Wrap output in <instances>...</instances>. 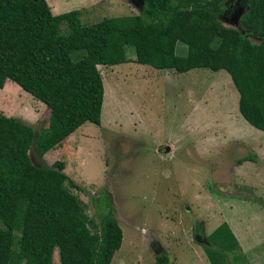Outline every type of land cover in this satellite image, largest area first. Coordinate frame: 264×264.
<instances>
[{
    "label": "trees",
    "instance_id": "16d2710c",
    "mask_svg": "<svg viewBox=\"0 0 264 264\" xmlns=\"http://www.w3.org/2000/svg\"><path fill=\"white\" fill-rule=\"evenodd\" d=\"M225 1L144 0L139 14L85 25L78 9L54 14L47 0H0V87L13 80L51 109L41 133L0 111V264H56L57 249L61 264H111L122 246L110 193L92 196L90 216L65 161L39 165L30 152L42 158L84 123L101 124L99 65L130 62L133 53L160 70L224 69L239 92L240 113L264 131V0H247L241 28L221 21ZM179 41L188 47L185 56L177 54ZM207 240L211 264H232L229 253L242 254L227 222ZM158 259L168 262L166 255Z\"/></svg>",
    "mask_w": 264,
    "mask_h": 264
},
{
    "label": "rangeland",
    "instance_id": "374dc122",
    "mask_svg": "<svg viewBox=\"0 0 264 264\" xmlns=\"http://www.w3.org/2000/svg\"><path fill=\"white\" fill-rule=\"evenodd\" d=\"M47 1L54 14L81 10L85 25L139 14L144 3ZM246 11L231 7L220 19L239 26ZM187 51L179 41L177 54ZM130 56V62L99 65L105 85L101 124L84 123L42 158L32 149L33 161H65L66 173L82 188L73 190L92 217V196L110 193L124 231L111 264H158L161 255L167 264H211L204 244L223 222L242 247L238 257L229 253L232 264H264V131L240 113L231 75L224 69L160 70ZM0 111L38 133L51 114L10 79L0 87ZM54 260L61 264L58 249Z\"/></svg>",
    "mask_w": 264,
    "mask_h": 264
},
{
    "label": "flooded vegetation",
    "instance_id": "af4514ba",
    "mask_svg": "<svg viewBox=\"0 0 264 264\" xmlns=\"http://www.w3.org/2000/svg\"><path fill=\"white\" fill-rule=\"evenodd\" d=\"M232 1H229V0H226L225 1V4H226V11L228 9H230L231 7H233L234 11L236 12L238 9H241V8H247L248 9V6H247V0H235L234 3H231ZM225 11V12H226ZM224 12V13H225Z\"/></svg>",
    "mask_w": 264,
    "mask_h": 264
},
{
    "label": "water",
    "instance_id": "95a60500",
    "mask_svg": "<svg viewBox=\"0 0 264 264\" xmlns=\"http://www.w3.org/2000/svg\"><path fill=\"white\" fill-rule=\"evenodd\" d=\"M242 16H243V15H242ZM242 16H241V17H242ZM240 20H241V18H240ZM239 23H240V22H239ZM233 27L241 28V25H239V26H233ZM196 239H197L198 241H201V238H200L199 235H197ZM208 243H209V241L207 240L206 244H208Z\"/></svg>",
    "mask_w": 264,
    "mask_h": 264
},
{
    "label": "crops",
    "instance_id": "0c3cea01",
    "mask_svg": "<svg viewBox=\"0 0 264 264\" xmlns=\"http://www.w3.org/2000/svg\"><path fill=\"white\" fill-rule=\"evenodd\" d=\"M11 116V115H10ZM15 117V116H14Z\"/></svg>",
    "mask_w": 264,
    "mask_h": 264
}]
</instances>
